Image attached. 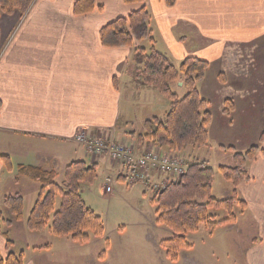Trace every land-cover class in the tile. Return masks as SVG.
I'll return each instance as SVG.
<instances>
[{"label": "crops", "instance_id": "0c3cea01", "mask_svg": "<svg viewBox=\"0 0 264 264\" xmlns=\"http://www.w3.org/2000/svg\"><path fill=\"white\" fill-rule=\"evenodd\" d=\"M74 1L35 0L23 17L16 12L0 15V154L7 155L14 167L24 164L55 170L60 181L68 163L84 160L96 163L97 169L101 164L112 169V176L124 182L120 165L90 155L74 138L82 130L134 146L138 152L146 150L144 143L133 145L130 135L142 131L133 121L135 104L144 109L141 125L159 115L151 99L144 98V87L136 86L128 72L133 49L103 47L99 40L101 27L127 16L140 4L95 0L99 8L75 15ZM145 4L155 46L178 63L189 54L208 61L202 89L208 93L216 87L221 100L231 97L233 117L250 100L248 91L264 86V0H172L171 5L166 0H145ZM218 74H223V81ZM163 103L164 114L167 101ZM214 121L212 115L209 140ZM260 145L263 150L247 165L250 179L238 187L261 233L252 248L253 264H264V142ZM14 173L0 159L3 217L9 213L3 206L9 185L35 184L24 177L15 183ZM22 220L26 221L24 214ZM10 227L2 224L0 229L9 233ZM4 243L0 233L1 251ZM49 247L33 246L30 252ZM26 251L24 264H33L26 259Z\"/></svg>", "mask_w": 264, "mask_h": 264}, {"label": "trees", "instance_id": "16d2710c", "mask_svg": "<svg viewBox=\"0 0 264 264\" xmlns=\"http://www.w3.org/2000/svg\"><path fill=\"white\" fill-rule=\"evenodd\" d=\"M35 0H0V15L19 11L23 17ZM126 4H140L139 8L127 16H120L110 21L99 30V40L103 47H127L133 49L132 65L128 71L136 86L150 88L160 93L167 101V108L162 117L146 119L142 131L131 132L136 144H154L161 152L178 154L188 148H201L208 145V128L211 113L208 101L203 99L198 90V83L203 79L209 62L195 55H185L178 64H174L167 53L155 46V40L149 26L151 14L145 0H123ZM171 5L172 0H166ZM99 7L95 0H75L73 14L81 15ZM147 42V46L142 43ZM223 81V74H218ZM181 83L184 93L179 95L172 89V84ZM178 86V85H177ZM234 109L231 99L223 102V115L230 116ZM264 142L261 133L259 144ZM134 147V146H133ZM225 149L232 152L233 166H219L223 178L230 182L233 190L228 198L217 199L211 196L214 170L206 161L190 162L185 172L177 177L167 178L163 188L152 190L150 202L155 205V223L168 228L171 237L160 241L166 250V256L177 260L178 252L191 245L186 239L190 232L197 231L203 223L211 233L219 224L233 223L236 216L235 206L246 209V202L238 194L241 183L250 179L247 165L263 149L260 145H251L243 151L233 146ZM5 168L14 169L15 183L26 178L40 185L38 195L26 218L29 231L39 232L47 229L56 237H67L74 243L89 241V233L102 236L104 227L101 218L89 208L81 194V185L91 184L97 178L96 163L84 160L68 163L57 181L59 173L45 170L38 166L18 164L12 166L7 155L0 154ZM123 179V178H122ZM59 204L55 209L56 201ZM23 197L7 194L3 197V206L12 218L6 219L0 211V226H10L14 221L23 219ZM209 209H224L228 216L216 221ZM4 237V249L0 250V264H24V251L14 249L15 242L7 231H1Z\"/></svg>", "mask_w": 264, "mask_h": 264}, {"label": "rangeland", "instance_id": "374dc122", "mask_svg": "<svg viewBox=\"0 0 264 264\" xmlns=\"http://www.w3.org/2000/svg\"><path fill=\"white\" fill-rule=\"evenodd\" d=\"M15 12L19 13V11ZM142 45L147 46V42H143ZM256 59L258 60L257 57ZM171 61L174 64L178 63L174 58ZM211 73L212 71L209 75ZM204 77L197 85L200 96L208 101V109L215 120L210 129L213 137L208 139V145L205 147H186L177 155H171L183 158L186 167L192 161H206L214 170L211 196L223 199L230 197L233 190L231 183L226 181L218 170L219 166L234 164L232 152L225 148L233 146L236 150L243 151L251 145H260L259 138L264 132V86L261 84L262 89L248 91L250 95L247 97L250 100L241 112L234 113L236 114L234 117L233 115L223 116V102L225 99L232 100V98L225 95V98L221 100L220 91L215 90L216 87L209 88L206 93L205 89H202ZM207 81L209 85H213L211 77H207ZM237 83L244 88L241 82ZM177 85L172 84V89L182 95L184 90ZM142 90L146 91L143 93L144 98L149 101L151 99L154 104L152 108L156 107V114L163 115L161 108L166 107L163 103L166 99L153 89L143 88ZM253 96L256 98L251 99ZM135 106L137 116L133 121L142 129L139 120L145 115L144 109L137 104ZM147 111L150 110L147 109ZM226 120L229 122L226 123ZM133 142V145H136L134 137ZM151 145L155 150L156 145L144 142L146 150ZM97 173V178L91 184L81 185L80 194L85 204L101 218L104 227L102 236L98 237L89 233V241L79 244L67 237L53 236L47 229L39 232L29 231L25 226V220L14 221L9 229L10 238L15 242L14 249L16 251L27 249L26 259L33 264H253L252 248L256 240L261 237V233L259 226L255 223L257 218L252 217V211L248 205L245 210L235 206L233 209L236 216L235 222L219 224L211 233L201 223L197 231L186 235L191 246L180 250L177 260L172 261L160 245L161 240L171 237V231L155 223V205L150 202L152 190H156L157 187L152 186V183L118 181L112 176L114 171L102 164L99 165ZM106 176L113 178L109 184L110 192L104 191L107 184ZM156 180L160 181V178ZM57 181L60 182V178ZM24 182L27 181L24 180ZM39 187L37 183H29L28 187L27 183H24L18 186L10 184L7 189V193H20L24 197L25 219L38 195ZM58 204L59 200L56 201L55 209ZM208 213L214 215L216 221L228 216L224 209H209ZM6 216V219L12 218L9 213ZM260 221L262 227V217ZM45 244H49L50 247L43 248L41 252H30L33 246Z\"/></svg>", "mask_w": 264, "mask_h": 264}, {"label": "built area", "instance_id": "2783aa9c", "mask_svg": "<svg viewBox=\"0 0 264 264\" xmlns=\"http://www.w3.org/2000/svg\"><path fill=\"white\" fill-rule=\"evenodd\" d=\"M74 141L83 145L90 155L103 156L120 165L124 169V179L129 183H152V186L163 188L167 178L177 177L185 172L183 158L159 150L149 149L138 153L130 145L82 130L75 135ZM156 178H160V181ZM112 181V177L106 176L105 192H110L109 184Z\"/></svg>", "mask_w": 264, "mask_h": 264}, {"label": "water", "instance_id": "95a60500", "mask_svg": "<svg viewBox=\"0 0 264 264\" xmlns=\"http://www.w3.org/2000/svg\"><path fill=\"white\" fill-rule=\"evenodd\" d=\"M181 83L179 82V85H180Z\"/></svg>", "mask_w": 264, "mask_h": 264}]
</instances>
